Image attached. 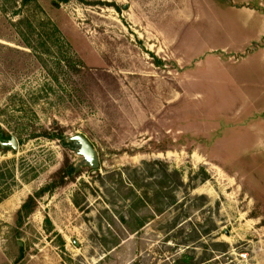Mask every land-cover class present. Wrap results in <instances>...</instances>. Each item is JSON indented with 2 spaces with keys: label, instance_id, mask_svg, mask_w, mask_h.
Listing matches in <instances>:
<instances>
[{
  "label": "rangeland",
  "instance_id": "rangeland-1",
  "mask_svg": "<svg viewBox=\"0 0 264 264\" xmlns=\"http://www.w3.org/2000/svg\"><path fill=\"white\" fill-rule=\"evenodd\" d=\"M262 48L264 0H0V264H264Z\"/></svg>",
  "mask_w": 264,
  "mask_h": 264
},
{
  "label": "trees",
  "instance_id": "trees-1",
  "mask_svg": "<svg viewBox=\"0 0 264 264\" xmlns=\"http://www.w3.org/2000/svg\"><path fill=\"white\" fill-rule=\"evenodd\" d=\"M47 137L52 138V136H49V134H45ZM53 137L57 138V139H61V135L60 136H55L53 135ZM0 140L1 141H7L9 140V137H5V136H1L0 134ZM158 163V161H154V163ZM73 171L74 168L70 167L69 171L66 173L67 176H70L71 174L73 175ZM140 172V169L137 168H133V169H129V171L127 173H122V172H118L117 178L120 184H122V182L127 185L128 187V196H126V199L128 201V218L124 219V217H120V222L124 223L126 226V229L129 230L131 233H135L137 232L138 228H140L142 226V222L138 223L137 219L133 217L134 215V210L137 208L138 203L142 204L143 202V197L138 198L139 196H136V180L138 179L137 174ZM152 172H148V176L151 177ZM166 176H174L177 179V184L178 186H182L183 182H182V178L179 175V173L177 171H172L171 174L166 175ZM167 179V177H166ZM147 199V198H145ZM3 200V198H0V202ZM34 200V197H29L28 200L23 203V205L21 206L18 215L20 216L22 213L25 212V214H29L31 211V203ZM150 202V200H148ZM148 202V203H149ZM157 205L155 210V213L157 214H162L164 212V209L171 204H175L177 203L176 198L173 196L171 197V201H168L166 203L163 202V200L161 198H159L157 200ZM75 205H77L76 202H74ZM135 221V222H134ZM134 223V225H133ZM168 239V238H167ZM174 264H191L190 262V258H188L186 255H181L180 258H178L177 260L174 261Z\"/></svg>",
  "mask_w": 264,
  "mask_h": 264
},
{
  "label": "water",
  "instance_id": "water-1",
  "mask_svg": "<svg viewBox=\"0 0 264 264\" xmlns=\"http://www.w3.org/2000/svg\"><path fill=\"white\" fill-rule=\"evenodd\" d=\"M69 142L75 147L76 154L84 166H88L92 170L98 168L99 162L96 151L84 136H72L69 138ZM0 146L9 147L11 150L16 151L18 149V142L14 137H10L6 142L0 140Z\"/></svg>",
  "mask_w": 264,
  "mask_h": 264
},
{
  "label": "crops",
  "instance_id": "crops-1",
  "mask_svg": "<svg viewBox=\"0 0 264 264\" xmlns=\"http://www.w3.org/2000/svg\"><path fill=\"white\" fill-rule=\"evenodd\" d=\"M263 49V51H264V48H262ZM264 53V52H263Z\"/></svg>",
  "mask_w": 264,
  "mask_h": 264
}]
</instances>
